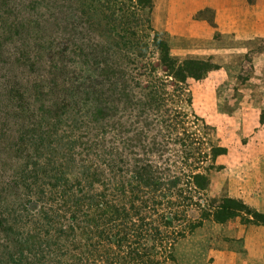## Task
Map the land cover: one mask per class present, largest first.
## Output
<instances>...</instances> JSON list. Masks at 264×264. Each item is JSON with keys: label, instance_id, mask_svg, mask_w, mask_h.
I'll return each instance as SVG.
<instances>
[{"label": "trees", "instance_id": "trees-1", "mask_svg": "<svg viewBox=\"0 0 264 264\" xmlns=\"http://www.w3.org/2000/svg\"><path fill=\"white\" fill-rule=\"evenodd\" d=\"M56 1L64 12L74 9L91 44L73 39L67 53L79 59L90 48L101 59L82 61L86 76L71 79L65 56L46 83L51 105L34 112L33 141L21 140L26 164L16 182L32 201L1 206L0 264H176L173 246L212 216L245 210L264 226L263 214L237 200L202 198L226 150L205 140L204 126L177 127L183 117L156 76L162 68L181 90L217 66L170 56L151 27L152 0ZM172 135L182 149L169 157ZM178 161L188 169L175 170ZM193 210L197 216L188 215Z\"/></svg>", "mask_w": 264, "mask_h": 264}, {"label": "rangeland", "instance_id": "rangeland-1", "mask_svg": "<svg viewBox=\"0 0 264 264\" xmlns=\"http://www.w3.org/2000/svg\"><path fill=\"white\" fill-rule=\"evenodd\" d=\"M63 12L56 0H0V208L32 201L16 184L26 164L21 140L33 141L34 112L51 105L46 83L60 74L63 57H72L64 62V77L71 79L86 76L82 61L93 66L101 59H92L96 51L90 48L79 59L67 53L73 39L91 44L81 37L85 26L74 18V9ZM150 22L178 62L199 59L218 68L201 80H187L181 90L164 77L162 68L156 70L165 96L171 98L168 105L183 117L175 125L182 124L187 132L204 126L205 140L226 150L215 159L207 197L201 193L202 198L207 204L234 199L264 215V0H152ZM249 24L257 35L247 36ZM73 31L79 35L73 37ZM108 72L103 69L102 74ZM174 139L166 137L169 157L182 149ZM178 166L188 169L179 161L175 170ZM189 214L197 216V211ZM216 218L177 241L176 264H264V226L245 210Z\"/></svg>", "mask_w": 264, "mask_h": 264}, {"label": "crops", "instance_id": "crops-1", "mask_svg": "<svg viewBox=\"0 0 264 264\" xmlns=\"http://www.w3.org/2000/svg\"><path fill=\"white\" fill-rule=\"evenodd\" d=\"M241 23H242V22L240 21V24H241ZM239 27H241V25H239ZM247 27H248V28H247V30L245 31V33L247 34V36H251V37H252V36L257 35V34H254V31H252V32L250 31V29L253 28L252 24H251V25L249 24V26H247ZM242 33H243V31H242ZM242 36H243V35H242ZM244 36H245V35H244ZM244 36H243V37H244Z\"/></svg>", "mask_w": 264, "mask_h": 264}]
</instances>
